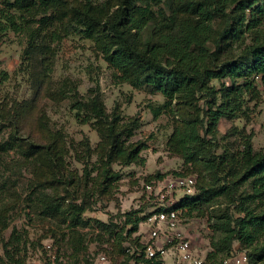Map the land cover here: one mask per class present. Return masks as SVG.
I'll list each match as a JSON object with an SVG mask.
<instances>
[{"label":"rangeland","instance_id":"rangeland-1","mask_svg":"<svg viewBox=\"0 0 264 264\" xmlns=\"http://www.w3.org/2000/svg\"><path fill=\"white\" fill-rule=\"evenodd\" d=\"M3 1L0 24L7 29L0 31V218L8 225L3 237L7 241L12 228L23 235L26 247L21 255L25 263L40 258L49 264L43 246L50 241L54 264H122L127 259L119 248L128 244L129 237L120 244L119 234L124 237L131 228L128 216H144L161 203L166 192H159L158 183L192 177L193 195L200 186L216 188L220 183L202 162L185 163L171 146L174 129L194 116L195 109L177 100L162 108L165 98L161 94L133 87L123 79L122 70L105 60V35L88 39L77 33L71 8L88 0H66L62 8L44 14L38 9L29 14L18 12ZM89 1L107 10L119 2ZM169 1L154 9L159 7L169 14ZM186 14L179 13L180 17ZM211 84L219 88L220 83L213 80ZM256 84L259 94L245 103L243 113L232 120H219L213 153L223 149L235 152L241 148L244 135H251L254 150L264 148V85L259 78ZM94 97L102 101L108 121L115 122L118 129H133V135L122 136L121 141L129 147L144 145L140 152L143 162L123 165L119 158L105 163V139L97 125L93 120L83 123L78 120L83 114L77 115V105ZM157 107L160 113L155 117L153 109ZM31 140L51 144L60 166L54 167L43 149L29 148ZM174 194L182 196L180 191ZM43 199H52L62 211L42 212L46 205ZM227 204L223 197L213 199L183 221L198 253L207 255L212 250L211 240L218 239L216 221L225 208L239 215ZM70 205L84 209L78 224L72 225L64 214ZM95 221L108 225L112 234L100 230ZM239 247L234 241L231 251L216 264ZM242 249L250 251L251 247ZM249 263L264 264V259H249Z\"/></svg>","mask_w":264,"mask_h":264},{"label":"trees","instance_id":"trees-1","mask_svg":"<svg viewBox=\"0 0 264 264\" xmlns=\"http://www.w3.org/2000/svg\"><path fill=\"white\" fill-rule=\"evenodd\" d=\"M168 0H119L112 9L91 3L72 7L71 21L77 33L83 38L106 36L105 60L109 65L123 71V79L133 87H147L152 93L165 98L162 108L173 100L193 106L195 115L187 117L172 134L171 146L184 159L203 163L205 170L219 181L217 187L200 186L199 192L184 196L171 209L181 211V217L188 220L193 212L200 211L203 203L223 197L227 206L233 205L238 216L227 208L216 221L218 239L211 240L212 250L206 255V264H216L227 255L234 241L245 251L251 261L264 259V148L254 150L251 135L241 137V148L235 152L223 149L213 153L217 144V124L221 118L232 120L243 113L245 103L255 99L259 90L256 79L264 85V0H170L169 14L154 9ZM4 5L18 12L41 13L66 4V0H4ZM175 3L174 5H172ZM186 12L185 17L179 13ZM11 24L14 21L10 19ZM0 24V31L6 30ZM146 36H143L146 31ZM249 37V42L247 39ZM211 45V49H209ZM219 81V88L211 84ZM227 80V81H226ZM202 100V106L198 101ZM79 121L93 120L105 139V163L120 158L121 164L143 162L140 152L144 145L134 147L123 144L122 136L131 137L132 128L121 127L108 117L102 101L94 97L77 105ZM159 107L153 109L156 117ZM201 114V115H200ZM203 132V134H201ZM42 146V147H41ZM33 150L43 149L54 167L60 166L57 153L51 144L29 141ZM90 149L86 143V150ZM105 173L107 170H104ZM109 175L104 176L108 179ZM161 180L162 176L157 175ZM111 181L114 179L110 175ZM41 202V198H38ZM42 212H60V205L46 199ZM83 208L70 205L65 211L71 224H78ZM138 212V211H137ZM144 216H128L131 228L126 236L119 234L120 244L129 237L126 246L119 252L126 255V261H142L145 246L140 237L134 236ZM98 228L109 234L111 229L105 223L95 221ZM0 264H27L21 252L26 247L23 235L12 228L7 241L3 232L8 228L0 218ZM116 234V233H115ZM132 234V237L130 235Z\"/></svg>","mask_w":264,"mask_h":264},{"label":"built area","instance_id":"built-area-1","mask_svg":"<svg viewBox=\"0 0 264 264\" xmlns=\"http://www.w3.org/2000/svg\"><path fill=\"white\" fill-rule=\"evenodd\" d=\"M194 179L175 178L158 183L159 192L165 191L161 196V203L145 215L140 223V229L134 236L140 237L145 246V258L151 260L147 264H206V255L200 254L192 246L182 226L184 218L181 211L172 210L171 207L184 196L194 194ZM149 188V187H148ZM182 192L181 197L174 194ZM142 227V229H141ZM49 258V264H54L55 255L52 253V243L47 241L43 246ZM170 261H167L168 258ZM27 264H47L40 258L28 260ZM129 264H144L142 261H131ZM221 264H250L244 250H237L223 259Z\"/></svg>","mask_w":264,"mask_h":264}]
</instances>
